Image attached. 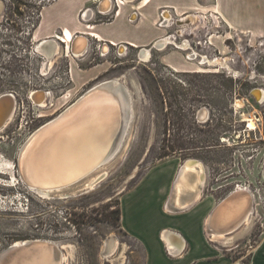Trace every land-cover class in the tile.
Listing matches in <instances>:
<instances>
[{
  "label": "rangeland",
  "instance_id": "rangeland-1",
  "mask_svg": "<svg viewBox=\"0 0 264 264\" xmlns=\"http://www.w3.org/2000/svg\"><path fill=\"white\" fill-rule=\"evenodd\" d=\"M62 6L60 2L46 9L44 25ZM4 13L0 0V96L10 94L15 99V108L0 127V251L40 239L58 245L65 264H167L157 237L160 229L178 226L181 218H171L185 216L201 199L210 196L216 204L242 187L254 201L249 225L224 243L207 239L219 255L245 261L250 247L264 234V36L225 33L210 23L194 31L184 27L176 43L188 40L190 49L145 48L150 50L146 61L139 57L141 49L132 47H107L100 56L90 41L80 57H73L72 65L76 62L85 70L103 60L101 69L107 70L97 80L72 88L64 47L53 38L61 51L60 56L56 51L52 56L50 45L40 44L39 32L23 43ZM185 25L174 24L167 34ZM197 41L202 45L197 46ZM192 50L227 63L229 69L200 65L199 56L187 60ZM164 55L186 68L174 71L161 61ZM50 60L54 63L48 67ZM110 80L124 84L132 107L120 151L93 176H102L96 185L83 191L91 178L47 196L26 187L15 162L27 138L87 89ZM257 89L263 92L261 100L253 95ZM37 90L47 95L40 106L31 100ZM205 107L209 120L198 124L195 115ZM246 118L252 119L253 129H248ZM188 159L204 166L201 187L188 169L180 170ZM178 190L180 205L174 202L179 209L165 213ZM124 224L142 236L145 249ZM111 240L114 245L108 252Z\"/></svg>",
  "mask_w": 264,
  "mask_h": 264
},
{
  "label": "bare ground",
  "instance_id": "bare-ground-1",
  "mask_svg": "<svg viewBox=\"0 0 264 264\" xmlns=\"http://www.w3.org/2000/svg\"><path fill=\"white\" fill-rule=\"evenodd\" d=\"M102 7L103 9L107 8L108 3L103 4ZM185 18L182 19V23L186 22L189 25L194 22L193 17ZM197 28L198 26L194 30ZM180 32L182 33L183 29ZM178 35L181 36L180 34ZM63 38L70 41L68 52L75 58L80 57L86 45H88L85 39L77 38L71 46L73 38L66 31ZM50 41L44 40L40 44H47ZM160 42H163L162 44L164 46L172 45L181 51H187L189 49L186 41H183V43H186L184 50L180 48L183 43H179V46L178 43L171 40ZM157 47L162 49L161 44H158ZM123 49H120L121 53ZM106 50L107 47L104 48V52ZM52 55H55V51L52 52ZM139 57L141 60L146 61L149 58V52L142 51ZM186 59L192 61V59L195 60L196 58L193 55H189ZM200 59L202 62L208 58L202 57ZM53 63L54 60H50L47 66L50 67ZM225 69L228 70L229 67ZM94 88H96L94 91L87 93V95L81 98L86 92ZM40 93L33 96V100L38 105L43 98V95ZM130 100L129 91L124 84L117 80L100 82L87 89L71 103L73 104L77 101V104L62 114L55 123L48 126H44V124L39 126L37 129L40 130L31 138V135L27 138L19 154L18 168L15 166L20 178L30 186L39 185L45 188L69 184L82 177L79 181L70 184L71 187L61 191L34 190L44 196L62 193L91 178L92 180L88 182L83 191L95 186L102 176L98 178H93V176L113 158L116 152L120 151L118 149H120L127 127H129L127 125H129L128 122L132 107ZM12 104L10 99H4L3 103L0 101L1 121L9 117ZM71 104L54 118L60 115ZM28 188L33 190L32 187ZM173 195L179 206L180 190L178 192L174 191ZM197 197L198 194L195 195V198ZM222 200L224 201L219 205ZM221 201H218L213 206L206 220L205 230H207L208 235L215 243H224L226 238L235 233L239 228H246L251 222L253 215L254 201L248 190L233 191L221 199ZM166 233L167 231L163 230L161 237L164 238ZM40 242H44L43 245H40ZM28 243L30 244L27 245ZM21 245H27L25 248L28 250L22 249L12 254H4L0 257V264L66 263L65 254L53 242L33 239L9 246L17 248ZM53 248L57 249L58 253Z\"/></svg>",
  "mask_w": 264,
  "mask_h": 264
},
{
  "label": "crops",
  "instance_id": "crops-1",
  "mask_svg": "<svg viewBox=\"0 0 264 264\" xmlns=\"http://www.w3.org/2000/svg\"><path fill=\"white\" fill-rule=\"evenodd\" d=\"M107 1L108 7L103 9V0H55L42 10L40 24L34 31L32 38L39 32V39L42 41L51 40L47 43L50 45L51 53L56 51L57 54L58 51H61L59 44L64 47L62 52H65V56L70 58L69 75L72 88L83 87L97 80L107 69H101V66L104 65L103 60L85 70L80 69L76 62V65H72L71 60H75L68 52L70 41L63 38L65 31L69 33L71 38L81 36L88 43L94 41L99 44L121 45L122 47L141 49V51H144L145 48L157 49L155 45L167 34V30L156 26L159 12L162 9H168L171 10L170 16L172 18L178 19L184 15H190L185 19L194 18L193 23L182 26L181 29L197 24L198 28H202L205 24L210 23L208 15L212 14L219 17L221 25L218 29H223L225 33L247 34L252 37L264 36V0H127V2L115 7L114 10L111 8L112 3ZM60 2H63L62 8L52 14L47 24L44 25L46 9ZM87 8L91 10L88 12L87 20L83 21L79 15ZM104 10H113V12L110 15L99 14V11ZM133 13L136 14L135 20L130 22L128 19ZM53 38L59 44L52 40ZM206 38L209 42H215L213 36ZM168 56H161L163 64L174 71H183L186 68L174 64L170 59L171 57ZM189 173L195 176L194 172ZM171 203L172 208L167 205L165 213L174 214L173 209H179L175 205L174 197L171 198ZM214 205L210 196H207L201 199L199 204L185 216L171 218H181L178 226L170 225V227L165 226L160 229L157 237L163 243L161 255L167 257V264H264V234L255 245L250 247L245 261H234L229 257L219 255V250L208 241L207 237L211 242H214L205 230L206 220ZM122 219L124 221V216ZM125 228L143 244L142 236L133 233L127 226ZM163 230L167 231L165 240L161 237ZM143 246L145 249L144 244ZM164 251H168L170 257H177V259H171Z\"/></svg>",
  "mask_w": 264,
  "mask_h": 264
},
{
  "label": "trees",
  "instance_id": "trees-1",
  "mask_svg": "<svg viewBox=\"0 0 264 264\" xmlns=\"http://www.w3.org/2000/svg\"><path fill=\"white\" fill-rule=\"evenodd\" d=\"M5 20L23 38V43L32 40L33 32L41 21L42 10L55 0H2ZM15 17V20L12 18ZM119 221V216L117 218Z\"/></svg>",
  "mask_w": 264,
  "mask_h": 264
},
{
  "label": "built area",
  "instance_id": "built-area-1",
  "mask_svg": "<svg viewBox=\"0 0 264 264\" xmlns=\"http://www.w3.org/2000/svg\"><path fill=\"white\" fill-rule=\"evenodd\" d=\"M110 3H112V9L114 10L115 7H117L119 4H123L125 2H127V0H109ZM103 3L104 5L106 3H108L107 0H103ZM91 9H85L84 11H82L79 15V18L83 21L87 20V15H88V12H90ZM113 10H106V11H99V14L101 15H110L111 12H113ZM171 10H168V9H162L160 12H159V19L156 23V26L160 29H164V30H168L172 27V25L176 24V25H179L182 23V19H184L185 17H188L190 15H184L182 17H179L178 19H175V18H172L170 16V13ZM135 13H133L131 15V17L128 19L130 22H134L135 20ZM209 22L211 24V28H215V29H218L220 27V22H219V17H217V15L213 16L212 14H209ZM196 21V19H195ZM198 25L194 26L192 25L191 28H189L190 30L192 29V31H194V29L197 27ZM189 27V26H188ZM207 28V27H205ZM210 29V28H209ZM186 30V29H185ZM183 31H184V28H183ZM191 31V32H192ZM178 34H180L181 36H179ZM183 33L180 32V30L174 32L173 34H166L163 38H161L159 41H164V40H171L173 42H177V37H183L182 35ZM193 34V33H191ZM90 37H92V35H90ZM183 41H186L187 44H188V48L190 49V44H189V41L188 40H182L180 43H183ZM90 42V41H89ZM89 45V43H88ZM196 45L197 46H201L202 43L201 41H197L196 42ZM88 47V46H87ZM105 47H115L117 50L122 47L121 45L120 46H115V45H106V44H99V43H95V50L99 53L100 56H103L106 54V52H104V48ZM191 54L196 57V56H199V58H202V57H206V56H201L199 55V53H194L193 50L191 52ZM196 54V55H195ZM186 58H188V55L186 56Z\"/></svg>",
  "mask_w": 264,
  "mask_h": 264
},
{
  "label": "flooded vegetation",
  "instance_id": "flooded-vegetation-1",
  "mask_svg": "<svg viewBox=\"0 0 264 264\" xmlns=\"http://www.w3.org/2000/svg\"><path fill=\"white\" fill-rule=\"evenodd\" d=\"M163 42H159V43H157L155 46L157 47V45L158 44H161L162 45V48L164 47V45L162 44ZM185 47H186V43H183V44H181V49L182 50H184L185 49ZM157 49H158V47H157ZM145 52H149L148 50H144ZM142 52V51H141ZM140 52V53H141ZM59 56H60V51H58V53H57ZM52 55V54H51ZM56 55V54H55ZM55 55H52V56H55ZM57 55V56H58ZM188 60V59H187ZM190 60V59H189ZM48 64H49V61H48ZM203 64H207L209 67H217V66H222V68L224 67V68H226V67H229L228 65H227V63H223L222 61H220L219 59H212V60H210V59H207V60H203L201 63H200V65H203ZM40 92H43V93H40ZM42 94L43 96V98H42V100H40L41 102H39L40 104H39V106L41 105V103L43 104L46 100H47V95H46V93L44 92V91H33L32 93H31V100L33 101V103L34 104H36L37 102H35L34 100H33V96L35 95V94ZM4 95H10V94H4ZM253 95L255 96V98L257 99V100H261L262 99V97H263V92L262 91H255V92H253ZM1 96H3V95H1ZM0 96V97H1ZM46 97V98H45ZM4 99H10L11 100V102L13 103V104H15V99H14V97L11 95V97H7V98H4ZM4 99H2L1 100V102L3 103V101H4ZM13 100V101H12ZM43 101V102H42ZM12 104V109H11V112L13 111V109L15 108V105H13ZM36 105H38V103L36 104ZM10 112V113H11ZM10 117V116H9ZM9 117L8 118H6V120L5 121H7L8 119H9ZM195 120H196V122L198 123V124H203V123H205V122H207L208 120H209V111H208V109L205 107V108H200L198 111H197V113H196V115H195ZM247 122H248V128L249 129H253L254 127H255V125H254V123H253V121H252V119H250V118H246L245 119ZM187 161V162H186ZM182 165H180V170H184V169H188L187 171H189V172H195V176H196V181H197V183H198V186L199 187H201L200 185H203V182H204V174H205V172H204V166H203V164L200 162V161H198V160H195V159H188V160H186ZM200 183H202V184H200ZM244 188H241V187H238V188H236V189H234L233 191H237V190H243ZM245 190H247V189H245ZM233 191H231V192H233ZM230 192V193H231ZM229 193V194H230ZM227 196V195H226ZM223 199V198H222ZM221 201V200H220ZM113 245H114V242H113V240H111L110 241V243L108 244V248H109V250L108 251H110L111 250V248L113 247Z\"/></svg>",
  "mask_w": 264,
  "mask_h": 264
},
{
  "label": "water",
  "instance_id": "water-1",
  "mask_svg": "<svg viewBox=\"0 0 264 264\" xmlns=\"http://www.w3.org/2000/svg\"><path fill=\"white\" fill-rule=\"evenodd\" d=\"M77 38H81V39H84L83 37H81V36H79V37H74L73 38V40H72V42H71V46H72V44H73V42L75 41V40H77ZM86 48V47H85ZM85 50V49H84ZM84 50H83V52H84ZM96 88H98V87H96ZM96 88H94V89H91L90 91H88V92H86L83 96H81V98H83L85 95H87V93H89V92H92V91H94ZM7 97H11V95H3V96H1L0 97V101L2 100V99H4V98H7ZM81 98H79V99H81ZM78 99V100H79ZM77 100V101H78ZM13 101V100H12ZM77 101H75L73 104H71L67 109H65L60 115H58L56 118H54L53 120H49V122L48 123H45L44 124V126H48V125H51V124H53V123H55L58 119H59V117L62 115V114H64L65 112H67L69 109H71L74 105H76L77 104ZM15 105V104H14ZM1 107V106H0ZM6 121L4 120V121H1V119H0V127L5 123ZM43 126V127H44ZM40 129H37V130H35V132L34 133H32L31 134V136H30V138L36 133V132H38ZM25 144V143H24ZM24 144L22 145V147H21V149H20V151H19V154L21 153V151H22V149H23V147H24ZM19 154H18V157H17V160H16V162H15V166L18 168V158H19ZM18 172V171H17ZM18 177H19V179L21 180V182L26 186V187H32L33 188V190H39V191H52V192H54L55 190H58V191H61V190H64V189H66V188H68V187H71L70 186V184H73V183H75V182H77V181H79L81 178H78L77 180H75V181H73V182H71V183H69V184H64V185H62V186H55V187H45V188H42V186H39V185H29V184H26L25 182H24V180H22V178H20V176H19V173H18ZM84 177V176H83ZM228 198V197H227ZM224 200H222L220 203H219V205L220 204H222V202H223ZM43 243L44 242H40V245L42 244L43 245ZM30 243H28L27 245H29ZM27 245H21V246H18L17 248H13V247H7V248H5L4 250H2L1 252H0V257L1 256H3L4 254H12V253H15V252H17V251H21L22 249H27V248H25ZM50 245H52V246H55V245H53V244H50ZM53 249H55V248H53ZM28 250V249H27ZM55 252H57L58 253V250L57 249H55Z\"/></svg>",
  "mask_w": 264,
  "mask_h": 264
}]
</instances>
